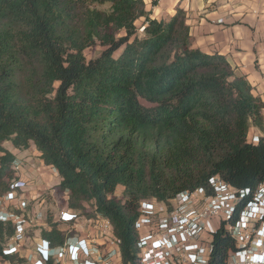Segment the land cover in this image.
I'll return each mask as SVG.
<instances>
[{"label": "trees", "instance_id": "obj_1", "mask_svg": "<svg viewBox=\"0 0 264 264\" xmlns=\"http://www.w3.org/2000/svg\"><path fill=\"white\" fill-rule=\"evenodd\" d=\"M263 108L225 55L193 46L181 8L159 20L144 0H0V198L19 177L4 142L34 144L68 206L91 203L111 222L122 264H141V200L170 205L182 191H210L216 175L256 189L264 136L253 142L250 132L264 130ZM54 215L47 209L29 235L62 244ZM14 232L0 220V256L18 262L3 253ZM213 244L210 264H222L235 247L224 224Z\"/></svg>", "mask_w": 264, "mask_h": 264}, {"label": "built area", "instance_id": "obj_2", "mask_svg": "<svg viewBox=\"0 0 264 264\" xmlns=\"http://www.w3.org/2000/svg\"><path fill=\"white\" fill-rule=\"evenodd\" d=\"M259 137L251 139L257 142ZM209 183L210 191L205 187L182 191L170 205L156 199L140 201L136 226L141 264H210L213 234L221 224L235 244L222 264H264V178L254 190L232 186L218 175ZM35 186L18 177L0 198V220L15 228L3 253L18 260L0 256V264H122L121 240L95 206L91 213L69 206L55 213L54 221L65 225L62 244L40 232L29 235L31 226L44 222L43 216L41 222L35 218V208L44 203L45 193H35ZM56 192L52 188L48 194L55 197ZM69 194L61 193L66 203Z\"/></svg>", "mask_w": 264, "mask_h": 264}, {"label": "crops", "instance_id": "obj_3", "mask_svg": "<svg viewBox=\"0 0 264 264\" xmlns=\"http://www.w3.org/2000/svg\"><path fill=\"white\" fill-rule=\"evenodd\" d=\"M144 1L147 9L159 20H168L177 8L183 9L193 46L207 53L225 55L240 73L247 76L255 95L264 102V0ZM263 134L264 130L251 128V137ZM33 146L37 153L31 151ZM17 150L26 152L25 157L32 156L34 162L43 161L34 144L28 149ZM47 172L44 182L52 179Z\"/></svg>", "mask_w": 264, "mask_h": 264}, {"label": "rangeland", "instance_id": "obj_4", "mask_svg": "<svg viewBox=\"0 0 264 264\" xmlns=\"http://www.w3.org/2000/svg\"><path fill=\"white\" fill-rule=\"evenodd\" d=\"M103 47L99 44L93 46V47H89L88 49L85 50V54L87 56L88 59L91 58H95L97 56H99L101 54V52L103 51ZM122 51V49L120 51H118L115 56H118L120 54V52ZM6 148L12 150L14 153L17 154V161H16V167L18 169V175L21 178L27 179V180H31L34 181L35 183V187L37 188L38 191H36L35 193H45L44 195V203L41 205H38V208H35L36 213L38 214V216L41 215V217L43 215V213H46L47 209H51L54 213H58L60 208L66 207L68 206V202L66 203L64 201V199L62 198L61 193L58 191V184L60 183V177L58 175V173L56 172L57 170H54L51 168V165H47L45 164L44 161H39V162H34L32 159V156H24V154H26V152H21L18 151L15 147H13V145L11 144L10 141H5L3 144ZM31 151L37 153V150H35L34 146L31 149ZM47 172V176L51 177L52 179L48 182L49 184H46V182H44V174L45 172ZM53 177H52V176ZM45 183V184H44ZM52 188H57V192H56V196H51L49 195V189ZM117 195L121 196L122 194V186H120L117 189L116 192ZM43 196V195H42ZM94 205L93 204H87L86 206V211L87 213H91V210H93ZM42 213V214H41ZM35 216V218L37 219L38 222H41L43 220V217L41 219V217ZM62 229H65V225L61 226ZM40 232L39 229H37L34 232V235H38ZM3 263V260L0 257V263Z\"/></svg>", "mask_w": 264, "mask_h": 264}]
</instances>
